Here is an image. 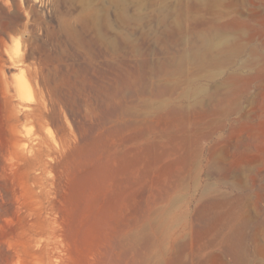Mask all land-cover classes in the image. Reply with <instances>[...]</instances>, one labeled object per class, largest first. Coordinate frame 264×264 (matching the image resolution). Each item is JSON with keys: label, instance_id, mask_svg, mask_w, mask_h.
Returning <instances> with one entry per match:
<instances>
[{"label": "rangeland", "instance_id": "obj_1", "mask_svg": "<svg viewBox=\"0 0 264 264\" xmlns=\"http://www.w3.org/2000/svg\"><path fill=\"white\" fill-rule=\"evenodd\" d=\"M115 1L0 0V264H264V224L247 228L256 253L245 261L206 245L214 199L247 190L249 219L262 217L264 197L250 190L263 185L264 61L228 138L202 140L195 117L191 132H172L181 115L157 106L219 84L238 63L191 86L184 75L197 67L185 63L168 84L170 58L187 49L174 26L162 35L161 0L139 1L141 24L123 22ZM214 3L263 53L264 0ZM253 137L260 149L245 151L238 141Z\"/></svg>", "mask_w": 264, "mask_h": 264}, {"label": "bare ground", "instance_id": "obj_2", "mask_svg": "<svg viewBox=\"0 0 264 264\" xmlns=\"http://www.w3.org/2000/svg\"><path fill=\"white\" fill-rule=\"evenodd\" d=\"M139 1L141 0L117 1L119 2L118 8L120 7V18L122 17L121 19L123 22H127V24L142 23L144 20V15L142 14V6ZM212 1L219 4L224 0H161V10L159 12L160 16L158 17V23L165 28L162 35H168V29H172L171 27L174 26V28L178 29V43H183L187 49L185 54L170 58V65L176 66L178 70H171L169 74L166 75L167 83L176 84V82L181 80L182 77L180 74L185 72L183 69L185 63L186 67L191 66L193 68L195 65V67H197L194 73H192L193 75L191 78L190 75H184V78H186V84L189 86L193 85L196 80L206 81L207 84L210 82H215V80L224 74L225 69L233 66V64L238 63V69L242 72L232 70L222 78V81L219 84H212L209 87L206 85L204 87L198 88L195 90L193 96L188 99L179 98L177 102L172 103L170 100L165 99L161 102L160 106H157L156 111L162 114L171 112L173 114L181 115V119H177L173 123L175 129H171L172 132H187L189 129L188 125L190 124L188 119L195 117L194 122L200 125L196 132L202 134V136H200L202 140L203 138L205 140H211L214 138V135H218L216 138L217 140L219 139L218 141H220V139L228 138V135H226L227 129L232 128L236 121H242L234 119L233 116L240 113L242 108L241 101L246 95H248V87L253 83L258 82L259 79L263 77L261 69H258V65L261 61H264V51H262L263 53H260L259 50L255 48L257 46L256 44V46H254L251 44V42H244L246 40L249 41L250 37H247L248 39L244 40L241 38L244 35H233V33L230 32V29L232 27L239 29L240 26H245V23H243V20L238 18H229L227 14H225L227 12H224V10L210 9L211 7L209 8L208 3ZM130 3H136L137 9L133 15L129 16L128 7L131 5ZM242 32H239V34H242ZM248 32H251L250 29ZM236 33H238V31ZM245 34L248 33L245 32ZM251 37L253 38V36ZM252 38L250 41L254 40ZM262 48H264V46ZM243 55H246V59L238 62L239 59H243L241 58ZM187 100H192V103L185 105ZM204 126L211 129L210 132L205 131V133L203 131ZM196 138L199 137L197 136ZM257 139V141H259V138ZM197 141L198 139L196 140V143ZM238 142L239 144H242L243 149L248 152L252 151L253 149L257 150L258 148L255 137L250 138L247 141L241 140ZM191 144V146H194L195 143ZM200 147L201 146L198 148ZM261 154L264 155V149L261 150ZM206 157L208 168H206V175L210 176L211 172L209 170L212 168V166L210 167L209 164L210 162L212 164L214 161L213 147H211V145L209 149H207ZM216 162L217 161H215V163ZM232 172L235 173L230 168L219 170V174H221L223 177H228ZM256 178L259 179V182L263 181V185H259V188H257L256 184L258 181L253 179L255 183L251 182L254 185L251 187L250 191H256L255 193L257 198H261L262 196L264 197V174L261 175L260 178ZM196 182L197 181H195V183ZM235 195V198L222 195V198L214 199L211 209L218 216V222L217 225H215V228L212 230L213 236L211 240H207L209 242L206 245H220L224 251L231 253L233 257L235 256V258L241 260L242 262L250 256V253L255 256L256 252L253 250L250 251L248 247V241H252L253 238L247 234L246 230L248 227L250 228V226L257 228L264 224V209L259 211L262 213L263 218L260 217L259 213V215L256 214L255 217L249 219L250 213L247 209L248 207H246L245 203L243 202V198L247 195V190L246 193L237 192ZM203 196L204 193L200 195L201 200L203 199Z\"/></svg>", "mask_w": 264, "mask_h": 264}]
</instances>
